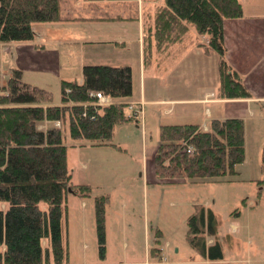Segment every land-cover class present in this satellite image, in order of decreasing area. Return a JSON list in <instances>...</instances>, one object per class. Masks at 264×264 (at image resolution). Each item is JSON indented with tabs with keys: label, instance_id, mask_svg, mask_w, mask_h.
<instances>
[{
	"label": "trees",
	"instance_id": "obj_1",
	"mask_svg": "<svg viewBox=\"0 0 264 264\" xmlns=\"http://www.w3.org/2000/svg\"><path fill=\"white\" fill-rule=\"evenodd\" d=\"M59 2L0 0V43L31 40L34 22L61 20ZM241 14L239 0H162L153 11L152 21L142 26V63L149 62L152 51L164 50L181 40L191 26L207 36L203 49L218 54L220 96L247 97L240 76L224 59L222 42L223 19ZM59 85L60 100L53 104L50 91L22 81L18 69H12L0 84V264H68L62 243L64 197L67 192L86 195L89 186L70 180L62 141L64 126L74 140L117 146L112 142L114 125L137 121L132 109L125 111L132 94L128 64L84 63L80 82L61 79ZM96 90L112 102L91 104V93ZM54 120L59 121L58 126ZM244 157L243 120L239 116L211 118L206 129L193 122H165L157 128L152 170L156 180L165 182L230 181L237 178V165ZM260 164L264 168V135ZM105 199V195L94 197L101 258ZM186 225L188 241L202 255L221 257L218 243L206 245L204 239L205 233L215 232L211 210L196 205ZM154 250L150 249L151 256Z\"/></svg>",
	"mask_w": 264,
	"mask_h": 264
},
{
	"label": "rangeland",
	"instance_id": "obj_2",
	"mask_svg": "<svg viewBox=\"0 0 264 264\" xmlns=\"http://www.w3.org/2000/svg\"><path fill=\"white\" fill-rule=\"evenodd\" d=\"M142 8L146 9L145 6ZM33 27V31L40 32L42 40L46 39L40 49L4 48L0 45V84L12 69H18L22 81L46 88L51 93V102H58L60 80L63 76L71 79L78 76L82 53L87 63H127L131 71L130 98H136L139 58L135 20L93 26L71 21H43L34 22ZM123 31L131 38L124 47L111 41L83 42L94 37L110 38L111 34ZM36 38L23 41L35 42ZM15 55H20L18 57L23 62L20 66L18 61H13ZM30 57L41 59L36 60L40 66L32 67ZM204 65L209 62L204 61ZM203 69L202 76L188 77L195 86L210 82L209 75L204 79ZM149 70L145 69L148 92L154 90ZM125 111H130L129 104H126ZM245 114L242 118L245 157L237 165V178L230 181L156 180L152 156L158 126L151 118L144 127L141 114L135 116L137 123L133 119L114 125L112 142L117 146L74 140L64 126L62 141L66 146V165L71 180L89 186L86 195L67 192L64 197L62 243L66 262L264 264V168L260 164L262 140H259L264 131L259 135L260 121H254V115ZM99 195L106 196L103 201L102 258L98 252L95 225L94 197ZM199 204L214 215L215 232L205 233L204 239L206 245L218 243L220 258L210 259L202 255L186 237V218ZM151 248L156 249L154 256L150 255Z\"/></svg>",
	"mask_w": 264,
	"mask_h": 264
},
{
	"label": "crops",
	"instance_id": "obj_3",
	"mask_svg": "<svg viewBox=\"0 0 264 264\" xmlns=\"http://www.w3.org/2000/svg\"><path fill=\"white\" fill-rule=\"evenodd\" d=\"M239 2L242 14L238 17L224 18L222 21V42L226 63L240 76L249 93V96L241 98L220 96L218 54L212 49H203L202 44L206 43L207 36L196 33L191 26L181 40L170 44L164 50L152 51L149 62L142 63V26L152 21L153 11L162 4V0H60L59 10L62 19L52 22L71 21L93 26L104 22H129L131 19L136 21L139 58L138 94L135 99L128 98L127 104L136 117L141 114L144 127L147 120L153 118L156 127L165 122H193L206 129L207 121L211 118L239 116L244 119L247 113L254 115V121H260L258 126L261 135L264 131V0H239ZM147 6L150 8L147 9ZM107 16H120L122 19H103ZM32 30H34L33 24ZM124 31L111 34L110 38L94 37L83 42L111 41L116 46L124 47L131 40ZM33 33V37H37L35 42L10 41L0 45L2 44L4 48L23 46V49L28 48V50H36V47L40 49L46 39L45 37L44 40L41 39L39 31ZM18 56L15 55L13 61L14 63L18 61L17 65L20 66L23 62ZM28 60L31 61L32 67L40 66L36 60L41 59L30 57ZM204 61L209 62L208 67L203 66ZM84 63L87 62L81 53L80 72L75 77L78 82L81 81V67ZM146 68L150 69L149 74L154 80V90L150 92L145 88ZM203 68H205L204 79L209 75L210 82L201 85L197 83L195 86V83H191L194 81L188 77L202 76ZM62 79L71 78L63 76ZM52 103L57 104L59 101ZM259 140H262L261 136ZM71 182L80 183L72 180ZM78 264L88 263L82 261Z\"/></svg>",
	"mask_w": 264,
	"mask_h": 264
},
{
	"label": "built area",
	"instance_id": "obj_4",
	"mask_svg": "<svg viewBox=\"0 0 264 264\" xmlns=\"http://www.w3.org/2000/svg\"><path fill=\"white\" fill-rule=\"evenodd\" d=\"M91 94L94 96V100L91 101V104L104 105V104H108L112 102L111 98L108 95L102 93L101 91L96 90V91H93ZM53 123L56 126L59 125L58 120H54ZM186 150L191 151V146L186 145Z\"/></svg>",
	"mask_w": 264,
	"mask_h": 264
}]
</instances>
